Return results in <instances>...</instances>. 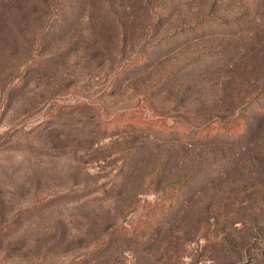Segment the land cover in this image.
<instances>
[{"label":"rangeland","instance_id":"1","mask_svg":"<svg viewBox=\"0 0 264 264\" xmlns=\"http://www.w3.org/2000/svg\"><path fill=\"white\" fill-rule=\"evenodd\" d=\"M263 82L264 0H0V264H264V101L236 142L100 126L226 121Z\"/></svg>","mask_w":264,"mask_h":264},{"label":"trees","instance_id":"2","mask_svg":"<svg viewBox=\"0 0 264 264\" xmlns=\"http://www.w3.org/2000/svg\"><path fill=\"white\" fill-rule=\"evenodd\" d=\"M141 59L135 58L134 60H130L128 64L135 65L139 63ZM33 67V64L30 65ZM27 71V70H26ZM21 80V78L19 79ZM18 80V83L20 81ZM253 98H258L259 101L264 98V82L257 89L253 97L249 100L248 103L242 105L240 110L242 112L237 113L236 115L229 118V120H216L211 123L202 124L199 126L191 127L186 124L180 123H170L165 124L163 120L159 118H151V117H136V116H123V115H113L106 120H102L100 126L111 133H115L113 131H123L128 127L136 126L143 131H151L160 135L162 138L168 137H178L180 139L189 140L194 143L204 144L210 143L214 141H224V142H236L241 141L244 137H248L250 135V124L252 123L251 119L247 120L245 118V111L249 103ZM264 110V108H259V110ZM163 167L159 165L154 169V172L149 177L150 183L155 184L159 181L160 175L162 174L161 169ZM194 172H190L188 174L183 175L170 185L165 193L157 202L158 207L161 210L171 209L173 206L177 204L178 197H180L183 192L191 186L194 179ZM156 205V206H157ZM3 239V236L0 235V241ZM81 261V259H78Z\"/></svg>","mask_w":264,"mask_h":264}]
</instances>
